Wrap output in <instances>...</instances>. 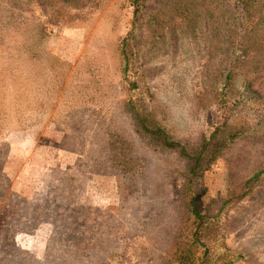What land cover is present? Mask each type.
Returning <instances> with one entry per match:
<instances>
[{"label": "rangeland", "instance_id": "obj_1", "mask_svg": "<svg viewBox=\"0 0 264 264\" xmlns=\"http://www.w3.org/2000/svg\"><path fill=\"white\" fill-rule=\"evenodd\" d=\"M224 1L0 0V264H264V27Z\"/></svg>", "mask_w": 264, "mask_h": 264}, {"label": "trees", "instance_id": "obj_2", "mask_svg": "<svg viewBox=\"0 0 264 264\" xmlns=\"http://www.w3.org/2000/svg\"><path fill=\"white\" fill-rule=\"evenodd\" d=\"M232 0H225L224 2H229ZM236 7L240 9L242 13H252L253 20L251 21V30L253 29L254 32L258 33L264 27V0H235ZM251 18H248L249 20ZM250 31V30H249ZM258 35V34H257ZM264 40V38H263ZM228 125L226 123L224 126L218 127L216 130H220L221 128ZM200 163V161H199ZM198 161L194 165V167H198ZM262 172H257L254 176L260 175Z\"/></svg>", "mask_w": 264, "mask_h": 264}]
</instances>
